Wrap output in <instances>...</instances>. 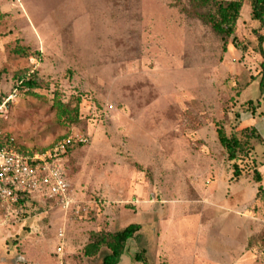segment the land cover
<instances>
[{
    "label": "rangeland",
    "instance_id": "1",
    "mask_svg": "<svg viewBox=\"0 0 264 264\" xmlns=\"http://www.w3.org/2000/svg\"><path fill=\"white\" fill-rule=\"evenodd\" d=\"M190 10L188 0H0V135L37 151L68 133L88 138L65 161L70 193L86 209L77 216L38 197L20 221L0 227V264H101L103 253H83L91 233L141 222L137 198L154 197L156 210L185 223L195 216L189 199L211 180L224 178L243 195L255 166L264 187V142L255 141L254 164L245 159L232 179L217 136L219 125L230 133L243 123L264 138L257 38L264 29L245 0L236 40L225 46ZM14 44L32 55L11 57ZM19 72L36 74L42 87L34 95L17 87ZM55 91L64 103L82 99L79 121L58 120ZM249 100L258 103L255 113L245 110ZM256 210L264 214V192Z\"/></svg>",
    "mask_w": 264,
    "mask_h": 264
},
{
    "label": "crops",
    "instance_id": "2",
    "mask_svg": "<svg viewBox=\"0 0 264 264\" xmlns=\"http://www.w3.org/2000/svg\"><path fill=\"white\" fill-rule=\"evenodd\" d=\"M250 183L251 188L246 191L239 185L244 191L242 195L232 192L229 182L225 186L224 178L211 180L205 190L194 192L189 199L196 204L195 216L186 218L185 223L177 212L156 210L154 197L142 203L137 198L133 213L142 214L144 219L134 222L141 228L128 240L118 264H144L136 259L140 252L147 264H264L256 250L257 244L264 240V214L256 210V183ZM229 198L236 199L235 207L228 208L222 202Z\"/></svg>",
    "mask_w": 264,
    "mask_h": 264
},
{
    "label": "trees",
    "instance_id": "3",
    "mask_svg": "<svg viewBox=\"0 0 264 264\" xmlns=\"http://www.w3.org/2000/svg\"><path fill=\"white\" fill-rule=\"evenodd\" d=\"M191 6V14L196 18L208 24L223 40L224 45L228 44V39L235 33L238 19L240 18L241 9L245 0H188ZM251 5V18L258 22L259 28L264 29V0H249ZM187 11H189L187 9ZM259 54L263 60L260 63V79L259 90L260 97L264 94V36L257 34ZM232 38V43L235 41ZM9 55L13 58L31 56L30 48L20 44H14L10 47ZM258 73V74H259ZM19 83L17 87L25 88L28 93L34 95V90L40 88V81L36 74L26 76L25 72L17 74ZM256 80V79H253ZM53 107L57 110V118L60 122L64 121L69 124L75 123L81 117V98H76L73 102H62L59 93L55 91ZM4 102L3 97L0 95V105ZM258 103L249 100L245 103V110L255 113ZM240 115V114H239ZM238 116V113H237ZM238 118V117H237ZM217 136L221 145L225 148L227 159L231 163L232 179L239 178L244 172L242 165L245 159H251L254 164V159L251 157L252 151L255 146V141L260 143L264 142V138L259 133L258 129L252 125L236 126L230 133L221 125L217 127ZM63 137V136H62ZM60 137V138H62ZM59 138V139H60ZM10 139L7 135H0V143H6ZM20 151L28 149L17 144ZM75 145L69 147V152ZM43 150V149H42ZM40 150V151H42ZM37 151V150H31ZM68 156V154L66 155ZM254 166V165H253ZM253 179L259 183L257 187V196L263 195L264 187L261 184L263 176L257 167H253ZM28 200L26 211L33 208L37 203L36 200L24 197L23 201ZM141 226L137 223H131L123 229L116 231L99 230L91 233L88 243L83 248V253L87 257H95L102 254L101 264H118L120 256L124 253L127 242L129 239L134 238ZM136 259L146 263L143 252L136 255Z\"/></svg>",
    "mask_w": 264,
    "mask_h": 264
},
{
    "label": "built area",
    "instance_id": "4",
    "mask_svg": "<svg viewBox=\"0 0 264 264\" xmlns=\"http://www.w3.org/2000/svg\"><path fill=\"white\" fill-rule=\"evenodd\" d=\"M113 108V104L107 105L104 115L108 116ZM87 141L86 136L72 132L42 151H20L13 138L0 143V227L21 220L28 204V200L23 201L24 197L54 200L65 212L80 215L86 208L70 193L65 159L70 146ZM65 236V229L61 227L56 247L59 255L64 251ZM257 255L264 263V242Z\"/></svg>",
    "mask_w": 264,
    "mask_h": 264
}]
</instances>
